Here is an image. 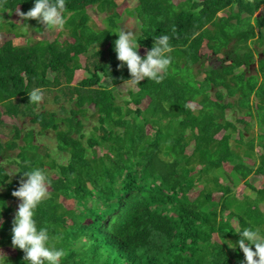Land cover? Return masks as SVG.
<instances>
[{
	"label": "trees",
	"instance_id": "obj_1",
	"mask_svg": "<svg viewBox=\"0 0 264 264\" xmlns=\"http://www.w3.org/2000/svg\"><path fill=\"white\" fill-rule=\"evenodd\" d=\"M65 3L71 40L0 44V157L22 142L18 159H11L15 178L0 166L6 256L25 264L23 251L11 244L20 203L12 192L24 171L41 167L54 176L35 218L65 250L61 264H243L235 231L264 227V186L252 182L264 180V150L255 169L258 143L246 138L256 118L264 149V0H137L138 53L143 58L156 37L168 35L172 64L160 82L145 79L125 91L118 86L131 75L126 65L118 67L114 51L125 16L115 0ZM32 7L34 0H0V28L21 37L30 26L23 20L18 31L9 14ZM89 8L104 14L102 28L89 26ZM81 54L93 58L91 65L78 61ZM81 69L86 75L73 83ZM34 88L48 90L58 106L37 111L29 99ZM230 110L237 112L231 119ZM24 116L39 129L12 121ZM90 118L98 135L85 132ZM3 128L13 140H1ZM50 131L59 153L67 154L64 163L37 141L36 134ZM226 163L244 180L236 192L220 181ZM215 168L218 174L211 173ZM247 186L254 195L243 194Z\"/></svg>",
	"mask_w": 264,
	"mask_h": 264
},
{
	"label": "clouds",
	"instance_id": "obj_2",
	"mask_svg": "<svg viewBox=\"0 0 264 264\" xmlns=\"http://www.w3.org/2000/svg\"><path fill=\"white\" fill-rule=\"evenodd\" d=\"M65 13V0H34L31 10L27 13L18 12V15L38 20L46 30H63L68 20ZM114 33L118 36L114 41V51L121 62L118 67L126 65L131 75L128 81L138 85L145 79L160 82L164 78L172 64L170 54L173 48L168 35L156 37L153 46L142 58L138 53L139 39L136 30L133 32L120 28ZM29 99L32 103L39 104L43 100L42 89L34 88L29 93ZM66 159L61 157L59 162L64 163ZM52 175L53 172L45 168H31L24 171L26 179L12 192L20 203L12 220L11 244L23 251L25 264H61L66 255L63 248H58L53 243L49 226H39L35 218L38 207L50 197ZM2 210L3 203L0 202V212ZM2 226L0 218V227ZM235 232L240 235L237 244L244 254L243 264H264V227H242ZM251 246H254V250ZM229 247L235 248V245L229 243ZM0 264H9L6 254L2 251Z\"/></svg>",
	"mask_w": 264,
	"mask_h": 264
},
{
	"label": "rangeland",
	"instance_id": "obj_3",
	"mask_svg": "<svg viewBox=\"0 0 264 264\" xmlns=\"http://www.w3.org/2000/svg\"><path fill=\"white\" fill-rule=\"evenodd\" d=\"M180 1V0H178ZM201 1V0H199ZM117 6H116V10L118 13H122L121 17L125 16L124 21H123V28L126 30H131L133 32H135L136 30V34H138L140 31L138 30V25H137V17H135L134 14V10L133 7L136 5L137 0H115ZM129 9L130 12L129 14L125 13V11ZM263 9V8H262ZM261 9V12H262ZM19 11H16L14 13H10V20L12 22H17L15 27L17 26V30L23 32L22 26L24 24L23 20L26 21L27 26H30L29 28H27L26 26H24V28L27 29V32H24L22 34L21 37H15L13 36L8 30H6V28H0V44L6 42V40L11 39L14 45H17L18 47L25 45V44H29L32 43V41H50V40H54L55 38L58 39L57 41H61L64 43V41L66 40H71L69 38V36L67 35V30L66 28H64L63 30H46L45 26L39 22L36 19H32V18H23V16L18 15ZM20 13V12H19ZM3 14V13H2ZM88 15L90 17V20L88 21L89 26L93 27L94 29H100L102 28L103 24H102V19L101 17L104 16L103 13H98L96 12L93 8H89L88 9ZM99 15V18L98 16ZM224 15V14H222ZM8 16V12L6 11V14H4L3 19H6V17ZM28 19V20H27ZM23 22V23H22ZM39 25L42 26V29L40 31L39 29ZM25 29V30H26ZM138 30V31H137ZM255 30L257 31V29L255 28ZM10 32V33H9ZM92 33V32H91ZM31 38V40H30ZM202 54H209L208 49L206 48V46L203 47V49L201 50ZM93 58H87L86 55H79L78 56V61L84 65H91ZM259 59L257 58V61ZM252 71H250L251 74L256 72L257 69V63L254 64V66L251 67ZM82 70V71H81ZM80 71H76L75 72V77H74V81L73 83L78 82L79 80H81L85 75L86 72L85 70L81 69ZM133 86V83L131 82H127L126 84H121L118 86V88L120 90L125 91L128 88H131ZM44 92L46 93V95H49L50 92L48 90H44ZM46 95H43V100L38 104V108L37 111L43 110V107L46 106L49 109L55 108L56 106H58L56 104V102H58L57 100L54 102L52 100V96L49 95L48 100L44 99L45 97H47ZM55 100V97H54ZM232 100V99H230ZM61 103H65L64 100L61 101ZM190 108L191 109H197L198 108V103L197 102H192L189 103ZM132 107H134L133 104H131ZM92 107V106H91ZM93 112V109L91 108L89 110V114L91 115ZM237 115V112H234L233 110H230L229 114H228V118L231 119L232 116ZM97 118V117H96ZM96 118H94L96 120ZM94 119L90 118L89 121L87 122L86 126H85V132L87 135H98L100 133L99 130H97L96 127H94ZM12 121L18 122L23 125V129H29L28 127L31 128V126H34L36 130L39 129V126L37 124H32L31 123V118L29 116H24V117H19V119H13ZM9 127H11V125H8ZM239 126L242 128L243 131L246 130V125L244 123H239ZM249 128L248 132L249 135L246 136V138H254L255 142L258 143L255 147V151H256V161L255 164H257L255 166V169H257L261 163V159L259 158V156L263 153V150L260 145L262 142V136H260V133L262 131L260 125L256 123V118H253L250 121V126L247 127V129ZM3 133V136H1V140L5 141L11 138L12 135H14V133H10L9 130H5L4 128L1 131ZM264 132V131H263ZM22 134V132H21ZM259 134V135H258ZM33 135V134H32ZM76 135V133L74 134ZM86 135V136H87ZM37 136V141L38 143L42 142L43 144L47 145V149L48 151L53 153V157L56 158L59 162V158L61 157H66L67 158V154L64 153H59L58 151V147H57V140L55 137V134L53 132H47V134H36ZM21 137H24V135H22ZM235 138V134L232 136V139ZM13 140V137L11 138ZM247 140V139H245ZM83 141L85 142L86 139H83ZM17 145L13 148V149H8L4 151V155L0 157V166H3L7 172L10 173L11 178H15L17 170H18V165L16 162L11 161V159H18L17 157V153L19 152V145L22 144L19 143L18 139L16 140ZM192 147V146H191ZM55 153V156H54ZM254 157V156H253ZM244 158V157H243ZM242 158V159H243ZM67 161V159L65 160V162ZM245 161H247V159H245ZM238 165V164H237ZM234 167H236V164L234 165ZM239 167V165H238ZM17 169V170H16ZM48 170V168H47ZM211 173H216L218 174V169L215 168L211 171ZM224 173L226 176H220V177H225V179H220L221 182L223 183H231V185H233V189L234 191H238L240 190V186L242 185V183L244 182V180L241 179V177L238 174H234V172H232V166L227 165V163L224 166ZM253 174H250L249 176H251ZM54 176V174L52 175ZM249 176L246 178L248 180ZM253 184L255 185V187L259 188V187H263L264 186V180L260 179V178H256L255 180L252 181ZM202 186L196 187V189H194V193L198 192L200 190ZM241 192V191H240ZM243 194H251L254 195V192L252 191V188L250 186H247L246 188H244L242 190ZM219 195V194H218ZM218 195L215 196V198L218 197ZM244 198L243 195H241L239 197L240 200H242ZM8 203H11V200H8ZM242 206L245 207V205L243 204V202L241 203ZM239 206L237 207V209L239 211L243 210V207ZM260 209L264 211V203H262L260 205ZM11 248L10 247H0V251H2L4 254H9V252ZM12 253V252H11ZM9 264H18V261H16L15 259L12 260L9 256H7Z\"/></svg>",
	"mask_w": 264,
	"mask_h": 264
}]
</instances>
